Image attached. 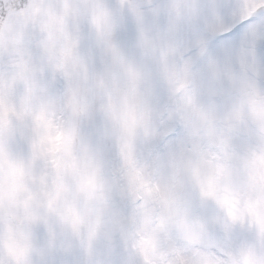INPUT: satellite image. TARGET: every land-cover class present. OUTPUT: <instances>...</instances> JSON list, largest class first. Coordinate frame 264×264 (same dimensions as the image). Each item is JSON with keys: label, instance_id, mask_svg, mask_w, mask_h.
I'll return each instance as SVG.
<instances>
[{"label": "snow or ice", "instance_id": "1", "mask_svg": "<svg viewBox=\"0 0 264 264\" xmlns=\"http://www.w3.org/2000/svg\"><path fill=\"white\" fill-rule=\"evenodd\" d=\"M0 264H264V0H0Z\"/></svg>", "mask_w": 264, "mask_h": 264}]
</instances>
